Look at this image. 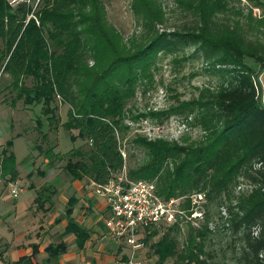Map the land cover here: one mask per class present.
Returning a JSON list of instances; mask_svg holds the SVG:
<instances>
[{"label":"trees","instance_id":"obj_1","mask_svg":"<svg viewBox=\"0 0 264 264\" xmlns=\"http://www.w3.org/2000/svg\"><path fill=\"white\" fill-rule=\"evenodd\" d=\"M109 1L40 0L31 11L0 0V75L8 77L0 88L11 95L9 106L39 105L49 127L56 128L54 101L65 105L62 126L76 131L70 141L78 139L80 145L57 155L58 161L72 182L97 186L124 167L125 120H189L188 127L198 132L194 139L187 134L179 141L134 134L128 141L144 157L139 165L125 168L129 181L153 184L164 200L196 194L205 199L202 218L194 225L164 226L156 240L153 230L140 243L153 264H264V107L256 93L264 47L247 40L237 21L219 18L230 12L229 0H173L172 12L190 18L180 28H166L161 1L127 0L139 33L126 39L107 20ZM188 49L192 51L184 57ZM165 57L175 63L201 61L214 83L196 89L188 100L175 96L162 110L127 116L125 106L137 89L144 94L151 86L157 62ZM246 59L254 66L244 64ZM9 147L7 142L0 152L5 183L18 179ZM45 201L40 192L36 209L47 210ZM187 204L185 200L186 209ZM64 231L78 250L89 239V230L69 216ZM37 247L30 244V254L12 264H40L34 261ZM65 249L62 242L48 244L41 264L55 261ZM121 250L120 245L115 255ZM121 263H126L124 255Z\"/></svg>","mask_w":264,"mask_h":264},{"label":"rangeland","instance_id":"obj_2","mask_svg":"<svg viewBox=\"0 0 264 264\" xmlns=\"http://www.w3.org/2000/svg\"><path fill=\"white\" fill-rule=\"evenodd\" d=\"M159 1L165 12L166 28H180L188 24L189 17L181 18L172 12L173 0ZM229 2L230 12L220 15L219 18L231 24L237 21L247 40L257 41L264 47V0ZM256 5L260 7L255 8ZM106 12L107 20L121 33L123 39L138 37L139 27L129 11L127 0H110ZM191 51L188 49L182 55L188 56ZM172 58L165 57L157 62V71L153 75L151 86L144 94L137 89L134 98L125 106L126 111H129L127 116H130V113L134 115L148 110H162L174 102L175 96L178 100H188L196 95V89L214 83V78L203 72L201 61L187 60L175 63ZM244 64L253 67L255 63L246 59ZM6 78L8 80L6 75L1 74L0 82ZM10 98L11 95L0 88V152L2 146L10 142L9 150L18 172V179L13 183H5L0 177V264H12L14 261L11 260V254H15L21 247L28 248L31 243L46 247L48 244L60 242L65 245V252L49 264H81L80 259L83 260L85 255L79 253L74 238L65 234L64 228L60 226L61 221H66L67 216L71 218L80 214L90 218L99 216L94 206L103 205V201L94 194L93 184L86 180L79 181L80 190H75L69 176L62 171V162L58 161L59 156L80 145L78 139L73 143L70 141V135L75 136L76 131L68 132L62 126L66 121L67 108L58 100L54 101L59 123L56 128H50L39 105L24 109L18 102L12 107L9 106ZM188 121L177 116L169 117L162 124L145 119L136 122L125 120L129 131L120 149L124 156V168L137 166L144 159L142 151L128 143L134 134L148 139L160 137L169 141H179L183 134H187L194 139L198 132L188 127ZM43 136L45 138H42ZM49 149L50 153L47 152ZM46 187L48 191L44 190ZM12 188L18 191L15 198L9 194ZM40 192L46 200L43 204V209L47 208L45 211L35 207L34 200ZM213 224L217 225L218 221ZM153 230L158 232L153 239L156 240L163 232L164 225L159 229H149L145 234ZM182 238L183 233H180L177 240L180 242ZM110 240L112 239L104 236L96 253L111 256L115 245L114 241ZM142 248L136 257L137 261L153 264V260L147 255V246L143 245ZM65 254L75 255L71 263L63 259ZM122 254H127L124 248ZM84 260L87 261V256ZM102 261V264H111L107 258ZM36 262L43 263L38 257Z\"/></svg>","mask_w":264,"mask_h":264},{"label":"built area","instance_id":"obj_3","mask_svg":"<svg viewBox=\"0 0 264 264\" xmlns=\"http://www.w3.org/2000/svg\"><path fill=\"white\" fill-rule=\"evenodd\" d=\"M9 5L24 4L35 11L40 0H5ZM28 18H33L30 14ZM122 155V153H121ZM124 161V156L122 155ZM94 186V194L101 198L104 204L106 218L103 226L106 234L116 245L124 248L126 263L143 264L136 257L143 249L140 239L152 228H161L186 222L195 224L194 220L202 218L205 199L203 194L191 195L188 198H170L164 200L157 196L153 184L145 181H129L125 168L111 176L103 185ZM17 189L12 188L9 194L17 195ZM188 200L187 209L184 206ZM189 212V215L187 214ZM123 255V254H121Z\"/></svg>","mask_w":264,"mask_h":264},{"label":"crops","instance_id":"obj_4","mask_svg":"<svg viewBox=\"0 0 264 264\" xmlns=\"http://www.w3.org/2000/svg\"><path fill=\"white\" fill-rule=\"evenodd\" d=\"M6 82V80H1V86H4V83ZM256 86L258 89V100L261 104V106L264 107V69H262L261 71H257L256 73ZM256 89V91H257ZM257 93V92H256ZM73 186L75 188V190L79 191L80 190V185L78 182H73ZM95 209L98 212L99 216H93L92 218L84 216L80 214V216H71V218L76 221L78 224H80L81 226H83L84 228L88 229L90 234H89V239L84 243L83 248L81 250H79V253L85 257L87 256V261L86 260H82V258L80 259L81 264H102V260L103 258H107L110 260L111 264H119V259H120V255L122 254V250L119 253V255H115V252L118 248V245L115 244V247L113 248V253L111 254V256H103L102 254H97L96 250L100 249V243L101 241L104 239V236L108 237L106 234V231L104 229L103 226V221L106 218V214H105V209H104V204L103 205H96L94 206ZM62 228L66 227V221H61V225ZM112 241V240H110ZM31 244H37V251H36V256L34 258V261L36 262V258H40L42 261L45 259V253L43 252L44 246H40L39 243H31ZM30 253V249L25 248V247H21V249L16 250L15 254L12 253L11 254V260L15 261L20 257L23 256H28ZM75 258V255L73 254H69V255H64L63 259L68 262H72L73 259ZM90 260V261H89ZM55 262V261H52ZM50 263V262H49ZM49 263H45V264H49ZM56 264V263H53ZM58 264H63V262H59Z\"/></svg>","mask_w":264,"mask_h":264},{"label":"water","instance_id":"obj_5","mask_svg":"<svg viewBox=\"0 0 264 264\" xmlns=\"http://www.w3.org/2000/svg\"><path fill=\"white\" fill-rule=\"evenodd\" d=\"M256 89H257V87H256ZM257 100H258V89H257Z\"/></svg>","mask_w":264,"mask_h":264}]
</instances>
